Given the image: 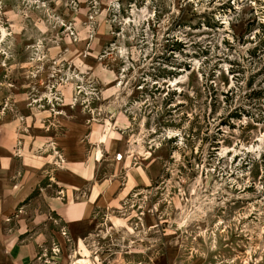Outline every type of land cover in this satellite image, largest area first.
Returning <instances> with one entry per match:
<instances>
[{"label": "rangeland", "instance_id": "obj_1", "mask_svg": "<svg viewBox=\"0 0 264 264\" xmlns=\"http://www.w3.org/2000/svg\"><path fill=\"white\" fill-rule=\"evenodd\" d=\"M78 163L116 197L34 264H264V0H0L1 260Z\"/></svg>", "mask_w": 264, "mask_h": 264}, {"label": "crops", "instance_id": "obj_2", "mask_svg": "<svg viewBox=\"0 0 264 264\" xmlns=\"http://www.w3.org/2000/svg\"><path fill=\"white\" fill-rule=\"evenodd\" d=\"M3 152L2 154L9 155L7 151ZM35 168L39 170L35 165H26V170L28 172L30 171L31 177L26 175L21 187L23 189L22 194L17 195V192L12 193V189L9 191L10 193L8 192L6 176L2 175L4 171L2 173L0 172V215H4L2 217L4 222L11 212L10 207H16L17 204L19 205L34 193L37 179L32 176V171ZM71 169L73 174H70L73 177L72 181L74 186L68 189H62V197H58L49 202L46 199L47 197L44 198L42 194L40 199L41 203L46 199L44 206L32 203L25 208V213L30 214V220L27 222L19 220V222L17 219L20 216L14 219L13 224L16 225L15 228L12 226L11 228L13 230L11 234L4 237L5 241L10 240L11 245L14 246V251L6 254L3 260L0 257V264H34L36 256L38 255L39 243L49 237L46 230L52 225L56 228L60 225L64 231H69L75 237L77 235L78 238L80 237L79 233H89L94 228L93 226L94 224L96 225L95 222L97 220L95 217L96 210L107 208L106 206L114 200L113 197H116L114 195L117 190H113V182H93L95 175L90 166H85L82 163L71 164ZM25 183H27L26 186L24 185ZM36 213H40L41 224L39 225L36 223V218L34 219ZM17 224L20 226H17ZM17 227L20 228V232L17 231ZM38 229L40 230L39 233H33V231ZM21 232L25 233L26 236L20 237Z\"/></svg>", "mask_w": 264, "mask_h": 264}, {"label": "built area", "instance_id": "obj_3", "mask_svg": "<svg viewBox=\"0 0 264 264\" xmlns=\"http://www.w3.org/2000/svg\"><path fill=\"white\" fill-rule=\"evenodd\" d=\"M63 233L66 235V232L63 230Z\"/></svg>", "mask_w": 264, "mask_h": 264}, {"label": "bare ground", "instance_id": "obj_4", "mask_svg": "<svg viewBox=\"0 0 264 264\" xmlns=\"http://www.w3.org/2000/svg\"><path fill=\"white\" fill-rule=\"evenodd\" d=\"M177 83V82H176Z\"/></svg>", "mask_w": 264, "mask_h": 264}]
</instances>
